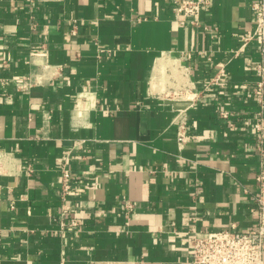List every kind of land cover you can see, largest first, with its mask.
Here are the masks:
<instances>
[{
  "label": "crops",
  "instance_id": "0c3cea01",
  "mask_svg": "<svg viewBox=\"0 0 264 264\" xmlns=\"http://www.w3.org/2000/svg\"><path fill=\"white\" fill-rule=\"evenodd\" d=\"M175 1L0 0V264H190L256 225L255 0Z\"/></svg>",
  "mask_w": 264,
  "mask_h": 264
},
{
  "label": "built area",
  "instance_id": "2783aa9c",
  "mask_svg": "<svg viewBox=\"0 0 264 264\" xmlns=\"http://www.w3.org/2000/svg\"><path fill=\"white\" fill-rule=\"evenodd\" d=\"M209 4L210 0H176L174 11L178 16L182 17V25H197L202 10ZM253 9L256 12V29L253 36L260 41L262 56L260 63L256 65L257 81L253 90L255 100L259 106L255 130L257 142L261 145L264 143V0H255ZM252 37L244 38L243 46ZM187 57L191 58L192 55L188 54ZM24 84L26 86L24 85L21 88L29 87L28 80ZM185 95L183 93L175 94L174 98H183ZM222 115L227 117L228 113L224 112ZM178 140L180 143L186 141L184 126L180 129ZM261 151L264 152L262 146ZM257 182L260 190L253 195L254 205L257 210L256 225L246 231H239L233 228L209 232L205 236H194L191 240L192 256L190 264H264V170L257 175ZM73 190V175L70 170L63 168L61 184L63 199ZM2 193V187L0 186V199ZM125 206L129 211L134 207L131 203H126ZM70 225L77 226L78 223L72 220ZM2 237V230L0 229V242Z\"/></svg>",
  "mask_w": 264,
  "mask_h": 264
}]
</instances>
